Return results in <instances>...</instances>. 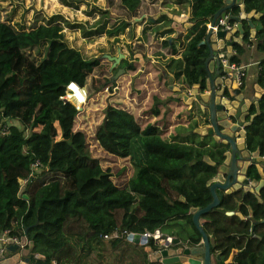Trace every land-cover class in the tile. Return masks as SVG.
Instances as JSON below:
<instances>
[{"label":"trees","instance_id":"1","mask_svg":"<svg viewBox=\"0 0 264 264\" xmlns=\"http://www.w3.org/2000/svg\"><path fill=\"white\" fill-rule=\"evenodd\" d=\"M75 1L62 0L67 8H74ZM152 1L107 0L100 20L111 14L112 8L120 10L123 19H104L99 28L88 31L86 38L105 34L116 39L131 21L156 18L161 11ZM176 1L192 9L190 21L195 26L185 39L178 40L183 64L177 66L173 78L182 91H191L207 78L205 62L210 53L202 42L207 25L226 7V0ZM243 4L247 14H260L252 21L260 23L262 29L252 38L248 21H243L244 43L235 45V54L229 59L238 66L246 48L264 53V0H244ZM97 11H89L88 17ZM240 13L238 5L227 11L228 16ZM14 17L7 19L0 9V234L8 230L12 237L26 235L34 243L30 264H163L151 261L146 250L148 246L153 252L163 250L153 238L148 246H140L128 242V233L154 235L159 230L180 239L175 248L191 246L193 237H201L191 210L212 203L207 184L223 164L226 148L210 136L195 133L204 122H197L194 110L180 99L175 106L184 107L196 124L190 127L191 135L179 132L171 139L167 134L173 128L172 122L162 132L157 124L148 125V116L142 111L136 114L128 105L110 103L117 82H112L109 68L102 66L103 59L84 58L71 47L64 33L66 27L80 30L82 25H69L60 14L29 25H19ZM169 40L154 44L153 50L177 56V42ZM220 58H227L226 54H220ZM140 66L139 60H134L125 68L127 73L136 74ZM71 83L89 89L87 104L93 107L96 118L92 119L91 113L83 118L84 112L80 114L61 99ZM256 84L264 90V59L259 64ZM131 88L136 91V84ZM105 93L110 95L105 97ZM141 95L142 102L147 94ZM257 113L253 105L250 114ZM150 115H160V109L153 108ZM184 117L181 115L175 125L185 124ZM246 131L251 151L259 150L264 157V94L259 99V113ZM207 156L215 166L205 161ZM36 163L40 166L34 170ZM112 165L124 169L117 173ZM255 168L253 165L250 170ZM33 171L34 177L20 193L24 186L20 181L25 182ZM255 172L249 177H256ZM147 198L163 204L155 209L145 204ZM261 199L264 203V195ZM236 205L233 198L227 197L219 208L202 216L209 236L211 232L216 239L221 235L225 228L217 226V221L234 220L225 213L236 209ZM263 205L258 207L264 209ZM255 222L246 246L230 264H264V220ZM114 233L120 238L105 240ZM217 247L213 245L212 252Z\"/></svg>","mask_w":264,"mask_h":264},{"label":"water","instance_id":"2","mask_svg":"<svg viewBox=\"0 0 264 264\" xmlns=\"http://www.w3.org/2000/svg\"><path fill=\"white\" fill-rule=\"evenodd\" d=\"M243 1L244 0H226V7L215 15L209 27L207 25V36L202 44L207 46L210 56L205 62L207 78L203 87L200 84H195L191 91H182L181 86L175 84V79L172 76L167 78L165 71H163V76L170 82L169 89L177 93L178 99L182 100L194 110L193 114L197 122H204L203 126L195 129V133L203 137H212L215 143H220L226 148V152L224 154L225 160L223 164L217 167L216 176L207 184L211 190L213 198L212 203L204 209L194 208L191 210L193 222L203 239L202 247L191 245L175 248L181 243L180 239L162 234L161 231L158 230L153 235V238L156 241H162L161 243L163 244V250H161L162 258L159 259V254L155 256L152 255L153 248L148 246L149 238L152 237L151 234H132L128 236V242L140 246H148L146 250L150 253V259L153 262L160 261L163 264H168L167 262L169 261L186 258L196 264H221L222 261H224V264H230L233 262L237 253H234L229 260L225 261L221 253L216 254L215 251L212 252L213 245L210 236L201 223V219L202 216L219 208L225 197H231L236 200L241 192L247 194L248 188L250 189L251 186H256V182H250L246 179V167L248 168L254 165L258 170L263 169L261 164L264 163V158L261 156L259 150L253 152L249 148L246 129L251 125L259 113V99L262 98L264 92L262 94L260 92H255L250 98H246L244 89H242L243 86H237L232 69L223 66L220 58V53H224L226 57L230 59L235 54V45H243L245 34L243 21H248V25L251 27L250 33L252 38L262 29L260 23L255 25L252 21L253 18L259 19L260 14L255 11L247 14ZM235 5L240 6L241 13L238 16H228L227 11ZM160 17L163 20L168 19L171 21V25L167 28L174 31V35L171 36L169 40L170 43L179 40V38L181 39V37L185 39L189 31L195 26L190 21L192 17L191 8L187 9L186 15L162 12L155 19ZM143 18L136 19V21L143 20ZM222 19H225L226 24H230L231 21L235 22V27L232 31L226 29L214 30V27L219 25ZM150 21L155 20L150 18ZM135 58L141 60L142 66H144L143 56L139 55L135 56ZM109 59L115 61L113 64L115 67L117 64L119 65L121 63L122 59H126V56L119 52V57H110ZM126 73V68H120L113 76L112 82L116 83L117 80ZM142 73L143 71L139 70L133 76L131 82L133 88L136 78L140 77ZM253 105L258 111L257 115L250 114V108ZM205 161L212 166L216 165L208 156L205 158ZM241 179L245 180L242 181ZM20 184L24 185L20 191V193H22L26 184L22 180ZM259 191V188L255 189L257 195ZM252 192L254 193V190ZM240 206L241 203L236 208V212L240 210ZM229 214L233 215L235 213H227V215ZM27 241V236H23L22 243L26 244ZM8 243L9 246L7 247V251L5 253L0 251V264H30V255L34 250L33 242L29 241V247L22 251H19V246L15 245L12 240H9ZM170 255H174V257L170 258V260L163 259ZM36 258L45 260V257L42 255H36Z\"/></svg>","mask_w":264,"mask_h":264},{"label":"rangeland","instance_id":"3","mask_svg":"<svg viewBox=\"0 0 264 264\" xmlns=\"http://www.w3.org/2000/svg\"><path fill=\"white\" fill-rule=\"evenodd\" d=\"M159 1L162 2L161 5H159ZM75 2L77 3L76 6L79 5V8L76 6L74 8H67L63 5L62 0H0V9L2 14L7 19L12 18L15 15L14 20L19 25H24L26 23H28L26 25H29L36 20L41 22L42 19H49L58 14L63 16L69 25H82L80 30L68 27L64 29L68 42L71 47L77 49L86 59H103L102 66L109 68V73L112 76H114L120 68H125L126 63H129L128 56L129 53L132 52L131 48L135 53V56H145L146 60H149V62H147L149 64H147L144 60V66H142L141 60L138 59L141 64L139 70H142L143 73L140 77L136 78V91L131 88L132 78L135 73L133 74L132 72H129L117 80L116 86L118 90L115 92L116 95L112 98V100H110V103L113 102L116 104L122 103L126 106L128 105L135 110L136 114L137 112L142 111L144 115L148 116V125L157 124L162 132H164L166 127H168V125L172 122V124H174L172 125L173 128L171 130L169 129L167 134L169 139L174 138L176 135L178 137L179 132H181V134L188 133V135H191L192 129L190 127L195 126L196 123L193 120H189V117L185 114L184 107L178 108L175 106L179 101L177 97L178 94L169 90V85L166 86V83H169L167 78L170 76L173 77L175 71L177 70V66L182 64V60H180L179 57L175 59H168L166 55H159V51H154L152 48L154 44L159 43L160 38L166 37V35L174 34L173 30L167 29L168 26L171 25V21L168 19L163 20L161 17L155 19L147 16L144 20L135 22L131 21L127 25L129 30L125 29L122 31L124 34H122L119 38L110 39L107 35L103 34L100 37L94 36L89 39L86 38L89 35L88 31L99 28V24L101 23L102 25V23H104V19H106L107 22H110L111 18H113L115 19L114 21L121 22L123 19L121 16L123 15L120 10L112 8L110 9L111 14L104 15L102 20H100V17L103 15V11L105 12L107 9V0H76ZM152 3H156V9L159 11L160 8L161 13L171 10L174 5L178 4L176 0H153ZM186 6L188 5H184L182 7ZM91 10H98V13H96L93 17H88L87 13ZM168 12H171L172 14L176 13L175 10ZM150 18L155 21H150ZM114 21L111 22L112 24L109 27L113 26ZM119 52L123 53L127 57L128 62H125L126 59H122L121 63L114 67L113 64L115 61H111L109 58L119 57ZM174 64L176 67H172ZM163 71H165L167 78L163 76ZM87 90L90 97L91 92L88 88ZM144 93L147 94L148 101L146 103V99L141 102V94ZM109 95L110 93H105V97ZM154 97H157L158 100L155 101ZM108 98L110 99L111 97ZM153 108L158 111L160 109V115L151 116L150 113ZM92 111H94L93 107L88 106L87 104L82 117L84 118L86 113H91L90 116L92 119L96 118V115H94ZM169 112L171 113L169 114ZM181 115L185 116L183 118L185 124L180 123L175 125ZM186 123L189 124V127H186ZM199 138L200 137L197 136V141ZM119 164L123 163L121 162ZM112 166L117 173L122 172L124 169L122 165ZM247 194L244 192L239 194L240 197L238 196V198L234 200L237 202L235 208H237L238 204L241 203L244 206V211H247L248 213L249 209L254 212L252 220H264V209L256 206V193L247 189ZM226 198L227 197H225L224 200ZM145 204L158 209L159 205L163 203L155 198H147ZM235 212L236 209L233 211L229 210L225 213V215L233 217L234 214L227 215V213ZM233 218L234 220L229 221L219 219V221H217V226L220 224L221 228H225L224 231H221V235L217 239L212 232L210 235L212 238V245H216L218 246L217 248H219L216 249V254L221 253L222 258L226 261L229 260L234 253L241 251L246 246L247 238L250 235V221L244 223L240 220V217L234 216ZM210 220H213V218ZM202 243V239H196L192 245L202 247ZM157 245L163 246L162 243ZM154 252L152 255L155 256L159 254V259L162 258V251ZM172 257H174V255L167 256L163 259L170 260Z\"/></svg>","mask_w":264,"mask_h":264},{"label":"built area","instance_id":"4","mask_svg":"<svg viewBox=\"0 0 264 264\" xmlns=\"http://www.w3.org/2000/svg\"><path fill=\"white\" fill-rule=\"evenodd\" d=\"M211 24H208V27ZM235 27V25L226 24L225 19H222L216 27H214L215 31H218L219 29H226L228 31H232V29ZM188 35V34H187ZM186 36V35H185ZM187 37V36H186ZM185 37V38H186ZM223 66L230 67L233 71L234 79L236 80L237 86L242 87L244 85V80L247 77L246 70L242 66H238L237 64L230 63L229 59L222 58L221 59ZM118 89L117 87L113 89V92H116ZM108 91V90H107ZM62 100L70 102L80 114L85 111V107L87 105V102L89 100V93L86 88L80 87L76 83H71L67 87V92L65 96L61 97ZM40 166V163H36L33 166V169L36 170ZM35 171L31 172L29 176L27 177V180L25 181V184L28 183V181L34 177ZM136 234V233H128L126 234V238H128L129 235ZM140 234V233H139ZM141 235H148V233L141 234ZM22 237L19 236H10V232L7 230L0 234V251L2 253H5L7 251V247L9 246L8 241L12 240L15 245L19 246V251L25 250L29 247V240L26 244L22 243ZM153 237V235H152ZM120 238V235L118 233H114L111 236H105V240H117ZM158 242V241H157ZM160 243V241H159ZM157 243V244H159ZM156 244V245H157ZM158 246V245H157ZM162 248V247H161ZM162 250V249H160ZM159 251V250H158ZM155 253V252H154Z\"/></svg>","mask_w":264,"mask_h":264},{"label":"crops","instance_id":"5","mask_svg":"<svg viewBox=\"0 0 264 264\" xmlns=\"http://www.w3.org/2000/svg\"><path fill=\"white\" fill-rule=\"evenodd\" d=\"M161 4H162V2L159 1V5H161ZM188 8H189L188 6L182 7V6H179V5L176 4V5H174V7L171 10H167V11H164V12H168V11L175 10L176 11L175 14L186 15ZM258 17H256V18H258ZM173 35H166V37L160 38L159 41H163V40H166V39H170L171 36H173ZM182 41H183V39H182ZM176 42H177L176 43L177 44L176 46H177V49H178V52H179L177 56H173V57L172 56H169L164 51H159V55L160 54L161 55L162 54L163 55H166V57L168 59H170V58L171 59H175V58L179 57V59L182 60V64H183V59H182V56H181L183 51L180 49L179 41L176 40ZM220 54H222V53H220ZM263 59H264V53L258 52L254 48H247L244 56L241 58V61H242L241 66L246 70V73H247V77H246L245 82H244V85L242 87V89H244V94H245L246 98H250V96L253 95L255 92H260L261 94L264 92L263 89L260 88L256 84V80H257V76H258V72H259V64H260V62ZM172 67H176L175 64ZM169 75H170V73H169ZM176 85H178V84H176ZM168 110H169V108H168ZM187 113L188 112L185 111L186 116H188ZM189 120H190V117H189ZM186 127H189V124L188 123H186ZM204 222H205V220L201 219V223L204 224ZM196 239H199V238L197 236L196 237H193L192 238V243H194L196 241Z\"/></svg>","mask_w":264,"mask_h":264},{"label":"flooded vegetation","instance_id":"6","mask_svg":"<svg viewBox=\"0 0 264 264\" xmlns=\"http://www.w3.org/2000/svg\"><path fill=\"white\" fill-rule=\"evenodd\" d=\"M129 30V29H128ZM131 50H132V48H131ZM133 54L134 55H132V57H131V53H129V58H128V61L130 62V61H134V60H138V59H136L135 58V53L133 52ZM134 57V59H132ZM127 61V57H126V61L125 62H128ZM128 63H126V65H127ZM206 80V79H205ZM202 87L205 85V81H204V84H202V83H199ZM148 101V99L146 98V101H145V103ZM261 153V152H260ZM264 158V157H263ZM261 167H263V169L262 170H258V169H256L255 168V170L257 171V172H255V170H250V166L247 168L246 167V170H247V175H246V179H248L250 182H256V186H251V188L249 189L250 191H253L254 190V193H255V189L257 188H259L260 189V191H259V194L257 195V194H255V202H256V206H258V205H263L264 203H263V200L261 199V196H263L264 195V163H262L261 164ZM260 167V168H261ZM249 172V173H248ZM256 173L257 174V176L256 177H253V178H250L249 176H250V174L251 173ZM241 176H243V175H241ZM244 177V176H243ZM242 181H244L245 179H241ZM263 182V183H262ZM241 189V188H240ZM250 194V193H249ZM249 194H247V195H249ZM240 197V196H239ZM238 206H239V204H238ZM237 206V207H238ZM243 205L241 204V206H240V210L239 211H237V212H235V214H234V216H237V217H240V220L241 221H243L244 223H246V222H249L250 221V223H251V226L252 225H254L256 222H255V220H252V218H253V214H254V212L252 211V210H249L248 209V215H246L245 214V212H244V206L242 207ZM264 206V205H263ZM253 208V207H252ZM233 216V217H234ZM250 219V220H249ZM151 238H153V237H151ZM199 239H202V237H199ZM149 240H150V238H149ZM153 240H154V242H155V245L157 244V243H159V241L157 242L154 238H153ZM192 241V240H191ZM202 241H203V239H202ZM161 242L162 241H160V244H161ZM193 244V243H192ZM177 246H179V245H177ZM160 247H163V246H160ZM178 248H180V247H178ZM226 261V260H225Z\"/></svg>","mask_w":264,"mask_h":264},{"label":"bare ground","instance_id":"7","mask_svg":"<svg viewBox=\"0 0 264 264\" xmlns=\"http://www.w3.org/2000/svg\"><path fill=\"white\" fill-rule=\"evenodd\" d=\"M167 263L168 264H196L190 259H186V258H180V259H177L176 261H169Z\"/></svg>","mask_w":264,"mask_h":264}]
</instances>
